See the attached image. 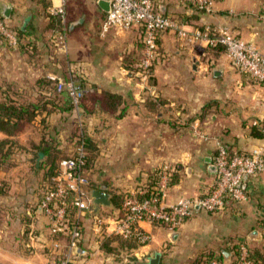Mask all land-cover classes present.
Here are the masks:
<instances>
[{"label": "crops", "instance_id": "obj_1", "mask_svg": "<svg viewBox=\"0 0 264 264\" xmlns=\"http://www.w3.org/2000/svg\"><path fill=\"white\" fill-rule=\"evenodd\" d=\"M68 2L67 38L74 37L76 41L66 49L70 52L71 67L76 66V74L92 88L93 94L84 111L92 143L88 169L92 190L101 189L111 195L110 206L93 203L91 210L83 215L84 239L80 247L84 252L75 255L74 263L149 264L152 256L160 254V264H194L206 252L215 254L220 264H235L240 244L249 249L262 248L264 172L246 179V201H230L217 212L196 207L194 215L174 231L163 224L143 221L141 227L150 235L149 241L136 244L134 249L124 241L121 244L114 232L120 214V208L114 204L115 195H140L150 187L156 188L158 181L154 174L169 164L176 173L163 202L171 205L183 198H198L207 194L216 181V173L210 167L218 143L244 153L264 149V83L241 72L225 48L207 45L197 48L186 44L173 30L159 34L158 57L151 73L144 76L138 70L143 48L139 27L111 28L104 32L100 21L108 12L99 0ZM3 3L13 7L11 16L4 19L23 32L22 42L42 47L45 67L48 65L56 76L62 74L61 65L53 62L47 53L52 36L46 39L45 32L40 35L38 15L20 14L7 0H0V14ZM159 10L188 30L228 26L238 37L264 52V0H215L212 13L198 11L189 1L162 0ZM80 11L88 13L90 19L77 16ZM105 43L106 56L99 55ZM32 61L19 46L10 47L0 39L3 88H8L5 82L17 86L21 78L32 83L34 78L53 74L49 70L40 74L29 67ZM81 65L86 75H82ZM59 105L65 108L68 103ZM61 114L60 118L66 112ZM38 118L30 123H38ZM18 133L9 135L0 130V141L11 140L10 155L6 158L11 167L1 169L10 175L11 182L5 184L8 189L12 183L24 189L17 192V199L8 198L9 192L0 195L6 201L10 199L23 216L11 218L20 227L12 231L9 245L2 243L0 232V264H59L67 240H60L62 248L55 249L56 236L50 231V217H32L33 229L29 234L21 227L30 218L24 216L31 214V207L40 200L42 181L36 180L34 136L25 142L31 141L30 147L22 145L21 158L25 162L21 167L16 166L20 160L15 149L20 142ZM255 230L261 236L250 237ZM22 236L29 239L26 247L21 242Z\"/></svg>", "mask_w": 264, "mask_h": 264}, {"label": "built area", "instance_id": "obj_2", "mask_svg": "<svg viewBox=\"0 0 264 264\" xmlns=\"http://www.w3.org/2000/svg\"><path fill=\"white\" fill-rule=\"evenodd\" d=\"M110 11L103 23V31L111 28L129 30L135 26L143 28V59L139 63L144 76L159 54L158 37L161 32L176 31L180 39L186 44L197 48L207 46H222L241 72L250 74L259 82L264 83V52H260L252 42L238 37L230 27L219 26L213 30L196 29L188 30L182 27L173 17L163 14L159 10L162 0H108ZM189 1L202 13L214 11L215 0H184ZM53 12L61 15L63 24L67 23L65 6L66 0H52ZM0 33L8 40L9 44L17 48L19 38L4 19L0 18ZM59 91L66 89L74 105H79L80 98L89 89L83 86L82 81L76 77L68 80L58 78ZM78 149L79 157H70L60 163V172L56 177V185L48 191L42 199L39 210L49 215L52 221L51 232L55 237L54 247L59 250L62 244L57 239V234L68 228L64 207L53 208L51 203L55 199L63 198L69 192L74 193V205L77 217L91 210L93 204L91 192L87 189L89 179L82 167L85 155L84 146ZM216 166V181L207 194L198 198H183L176 203L167 205L163 202L165 191L172 179V167L165 164L160 170L157 190L162 197L153 194L148 198L137 195L128 197L122 207V218L116 219L114 232L124 237L136 236L141 243H146L150 235L141 227L143 221L154 224H163L170 230L180 227L195 213L196 207L208 212L223 210L230 202H242L248 199L244 188L245 176L252 177L264 172V149H254L249 154L233 153L224 143H218L214 157ZM264 237V224L262 225ZM81 232L79 227L72 228L71 240L61 264H74L75 248L79 247ZM239 264H260L250 258L249 248L245 244L239 245ZM210 264H220L218 259H213Z\"/></svg>", "mask_w": 264, "mask_h": 264}, {"label": "trees", "instance_id": "obj_3", "mask_svg": "<svg viewBox=\"0 0 264 264\" xmlns=\"http://www.w3.org/2000/svg\"><path fill=\"white\" fill-rule=\"evenodd\" d=\"M49 17L51 20V23L49 24L50 27L56 28L59 25V21L56 20V17H53V16L52 17L49 16ZM0 18L4 19L1 16V14H0ZM4 20L6 21V19H4ZM137 27H139L142 31V41H143V28L141 26H137ZM16 33H17V36L19 38V41L21 40L20 42H22V39L24 36L23 32L20 30H17ZM0 39L5 40L4 36L1 33H0ZM20 42H19L20 45H18V46L20 48H22V51L31 52L32 51L31 48L34 49V45L32 43H29V42L28 43H23V42L20 43ZM215 47H217V46H215ZM220 47H222V46H220ZM143 50H144V42H143V48H142V56H141V59L139 60V63L143 59ZM139 63H138V65H139ZM152 68H153V65L149 69L148 75L151 73ZM138 70L142 71V68L138 67ZM244 74H246V73H244ZM74 75L77 79H80L82 81V84L84 87L89 89L88 92L81 97V101H80V107H82V109L85 111V107H86L85 103L87 101H89L91 96L93 95L91 92L92 88L89 87L82 78L78 77L77 74H74ZM248 75H250V74H248ZM253 79H255V78H253ZM255 80L258 81L257 79H255ZM39 83L43 87L38 88V89H40L38 94L41 93L43 95H41V97L36 101L35 96H31L32 94L28 95V92L26 90H24L21 87L19 88L20 85L17 84V86H16V85H13L12 83L9 84V83L5 82V85L7 84L8 88H3L4 84H2L0 82V92H1V96H0V130H2L3 132H5L9 135H14L21 130V126L24 122H31V121L35 120V118L37 116H40L41 113L42 114L45 113L44 117L41 120V124L45 128V131L43 132V134L41 136L40 142L34 145L35 157H34L33 163L35 166V171L38 172L39 174H41L40 176H41L42 186L40 187V190H39V193H40V195H39L40 200L38 203L39 206L37 208L33 207L32 213L29 215H26V216L30 217L27 219V221L25 220L26 222H28L27 224H29L28 229H26V231L29 230V233H30V228H31V226H30V222L32 220L31 218L36 217V211H37V209H39L42 199L46 196L48 191H50L56 185L55 179L59 175L61 161H63L64 159H68L70 157H79L77 148H78V145L82 141L84 142L83 146H84V151H85V155L83 157V165H82L84 170L89 169V166H90L91 161H92V155H91L92 143H91V140L87 134H84L82 136L80 134V136L77 137L78 138L77 142H74L75 143L74 145H76V144L77 145L75 146V151H74L73 155H70V154L65 155V151L63 148H61V145L59 144L58 139L56 137L57 134H59V133H57V131L55 129L50 130V128H49L51 126V124L49 123V120L46 117L48 114H52L54 112L55 113H58V112L64 113L67 111L69 112V110L74 111V105L72 102L73 100H72L71 96L69 95L68 91L66 89L63 90V91H65V93H63V94H66L67 98L70 99L69 105L64 108V106L59 105V103L61 104V99H59V97L56 96L58 81L53 82V81H48L45 79H41V80L39 79ZM87 94H89V95H87ZM9 143H10V147L7 149ZM16 146H17V144H16ZM228 147L233 153L249 154V153H244L241 151H236V150L232 149L230 146H228ZM9 150H11V140L0 141V154L2 155V156L0 155V157L2 159H6L10 155ZM65 156H67V157H65ZM175 173H176L175 171L172 172V179L174 178ZM154 177H155V180L159 182L160 170H158L154 174ZM2 185H4V186H0V195H7L8 194V188H7V186H5V183ZM92 188H94V185L92 183H89V186H87V189L89 190V192H91ZM153 194H156V196H158L160 198L162 197V193L157 190V187L154 188V186L150 187V189L146 193H143L140 195L137 194V196H139L140 198H148V197L152 196ZM130 196H132V194H128V193H123L121 195H118V196L115 195L114 196V204L118 208H120V214L117 215L116 219L122 218L123 204H124L125 200ZM73 201H74V193L69 192L63 198L55 199L51 203V206L53 208H56V206L65 208L66 221H67L68 228L66 229V231L58 233L57 239L67 240V245L65 246L66 250H67L68 244L71 240L72 228H74V227L80 228L81 237L79 240V246L82 245V242L84 239L83 217H81V218L77 217V210H76V207H75ZM34 208H35V210H34ZM263 224H264V220H263ZM51 227H52V221L50 218V231H51ZM117 236H118V239L121 242V244L124 241L125 245H127L131 249H134L136 244H138V243L140 244V241L136 236L124 237L120 234H117ZM249 253H250L251 259H254V261H256L260 264H264V245L262 248H259V249L258 248H250ZM64 255H65V253H63L61 255V258L59 259V264H61V261L64 258ZM74 257H75V255H74ZM215 258L218 259V257L215 254L205 252L202 255H200L194 261V264H210V262ZM220 259H221V257H220ZM235 264H239V260L236 259Z\"/></svg>", "mask_w": 264, "mask_h": 264}, {"label": "rangeland", "instance_id": "obj_4", "mask_svg": "<svg viewBox=\"0 0 264 264\" xmlns=\"http://www.w3.org/2000/svg\"><path fill=\"white\" fill-rule=\"evenodd\" d=\"M1 1H4V0H1ZM7 1L14 4V6L17 8V12L20 14L24 13L26 15L28 13L31 14L33 12L34 14L38 15V21H37L38 24L37 25L39 28L40 35L42 32H45L44 35H45L46 39L48 38L49 35L52 36V38H51L52 41H50V39H49V44L47 45V47H48L47 53L50 54L51 57H53V62H56L57 65L58 64L61 65L59 68L61 69L62 74L60 73V74H57V76H56L54 74V72H51L52 70H50V68H48V65H46V67H45V64H46V62H44L45 50L42 47L35 44L34 49L31 48V50H32L31 52L25 51V53H26V55H28V57L31 56L33 58V61L29 67H31L32 69H34L36 71H39L40 74L43 72H48L47 70H49L50 73H53L52 75H49L48 77H47V74H48L47 73L46 76H42L38 79L34 78L32 83H27L24 80V79H26L25 77L21 78L19 80L20 81L19 82V85H20L19 88L21 87L24 90H26L28 92V95L32 94L31 96H35V100L37 101L41 97V95H43L41 93L38 94V92L40 90L38 88L43 87L39 83V79L40 80L45 79V80L53 81V82L58 81V78H61L63 80H68V79L74 78L75 77L74 74H76L78 72V69L76 68V66L73 68L71 67L72 61L70 59L71 56H69L70 52L66 49L67 45L69 46V44L71 45V43H73V41L74 42L76 41L74 39V37L71 38L72 40L71 39L68 40V38H67L68 21H69L68 20L69 2H68V0H66L65 12H66L67 23L63 24V22L61 20V15L55 14L53 12L52 0H7ZM75 7H76V5H75ZM32 8H35V9L32 11ZM49 16L56 17V20L59 21V25L56 28L50 27L49 24L51 23V20H50ZM77 16H79V17L80 16H86L87 21H88V19H90V15L88 13H86L85 11L78 12ZM105 18L102 21H100L102 28H103V23L105 21ZM12 25L13 24H10V22H9V26L11 27V29L13 31L17 32V30H19V29L16 28V25H15V27H13ZM118 30H121V29H118ZM53 36H54V38H53ZM45 38L43 37V39H45ZM6 43L8 46L12 47L9 44L8 40H6ZM82 43H84V42L82 41ZM92 47H93V49L95 48L94 46H92ZM106 47L107 46L105 43V45L102 46V50H101V53L99 55L106 56L105 50H103V48L106 49ZM19 49L22 50V48H20V47H19ZM6 52H7V50H6ZM68 64L70 65L69 67H68ZM76 65H78V64H76ZM80 68H81L82 75H86L85 74L86 73L85 67L83 65H81ZM78 77H80V76H78ZM33 84L35 85L34 87L31 86ZM58 89H59V81L57 84L56 96H58L59 99H61V103L62 102L68 103V105H69L70 99L65 98V96H67V95L63 94V93H65V91H63V90L59 91ZM87 95H89V94H87ZM80 101H81V98L79 100L78 106L74 105V103H73L74 111H71V110H69V112L67 111L65 116H63L62 118H60V117L62 115L61 113H63V112H60V113L54 112V113L48 114L46 116L47 119L49 120V123L51 124V126L49 127L50 130L55 129L57 131V133H59V134H57L56 137L58 139V142L60 140L59 143L63 146V149L65 151V155H68V154L73 155V153L75 151V146L77 145V144L74 145L75 144L74 142H77V140H78L77 137H79L80 134H81V136L84 134H87L89 137V132L87 131V128H86V122H87L86 113L84 112L82 107H80ZM44 115H45V113L44 114L41 113V115L38 118V120L40 119L38 121V123L34 124V123H30V122H24L22 124L21 130L18 133L19 134L18 139L20 140V142L18 143V148H15L17 153H20V158H19L20 160H18V165H16V166L21 167L22 166L21 163L25 162V160H23L21 158V153L24 150V149H22V147H24L22 145L30 147L31 141H29L28 143H25V142L28 140H31L30 139L31 136H34L36 144L39 143V139L42 136L43 132L45 131V128L41 124V120L44 117ZM20 136H21V138H20ZM79 145L80 146L84 145V142L82 141ZM79 145H78V147H79ZM9 147H10V143L8 144L7 149ZM71 148H72V150H70ZM65 157H67V156H65ZM9 163H10V160L2 159L0 157V186H4V185H2L4 183L9 184V181L11 182L10 175L8 176L7 174H4V172H6V171L1 170L2 168L11 167L9 165ZM12 163H16V162L12 160ZM84 173H85L86 177L89 179V183H91L90 172L88 170H85ZM40 175L41 174L36 172V180L41 181ZM1 176H4V178H6V179L1 178ZM24 176L25 175H23V177ZM19 177H21V175ZM7 179H9V180H7ZM13 179H14V177H13ZM8 184H5V186H7ZM13 184L14 183H12V186L9 187V189H8V192L10 193V194H8L9 195L8 198L15 197L17 199L18 193H20L24 189L21 190L22 188L19 189L17 186H13ZM14 187H16V189ZM11 203H12V201L10 199H9V201L8 200L6 201V197H0V230H1L0 232H1V237H2V243L5 246L9 245V243H10L12 231H15L17 227L18 228L20 227V224L18 223V221L16 220L17 222L16 221L12 222L11 218L23 217L20 213H18L16 211V208L13 205H11ZM38 203H36L33 207L37 208L39 206ZM31 209H33V208L31 207ZM34 210H35V208H34ZM38 212L42 213L39 209H37L36 213H38ZM36 215L37 216L38 215L43 216V217H49V215L44 213V212L42 214H36ZM24 217H28V216H24ZM23 220H25V219H23ZM22 223H23V225H21V227L23 229H28L29 224H26L28 222L23 221ZM32 229L33 228H30V232L32 231ZM26 232L29 234V230ZM31 238H33V237H31ZM20 239H21V242L24 241V245L26 247L27 246V240H29V239L25 236H22Z\"/></svg>", "mask_w": 264, "mask_h": 264}, {"label": "water", "instance_id": "obj_5", "mask_svg": "<svg viewBox=\"0 0 264 264\" xmlns=\"http://www.w3.org/2000/svg\"><path fill=\"white\" fill-rule=\"evenodd\" d=\"M99 4L104 9H106L107 12L110 11V5H111L110 1H108V0H99ZM12 11H13V7H12L11 4H6V3L2 4L1 16L3 18H9L11 16V14H12ZM210 169L212 170V172H215V173L217 171L216 166L214 164L211 165ZM247 178H248V176H245V179H247ZM91 196H92L93 203H96L98 205H103V206H110L111 205V195L107 191H104V190H101V189H94V190L91 191ZM173 231H172V233H175ZM259 235H260V233L257 230H255L250 235V237L258 238ZM82 250L83 249L79 246V247L75 248L74 252H75L76 255H79V254L82 253L81 252ZM83 252H84V250H83ZM224 254H226L225 251H224ZM160 261H161V255L160 254H155L154 256H152L150 258L148 263L149 264H160Z\"/></svg>", "mask_w": 264, "mask_h": 264}]
</instances>
